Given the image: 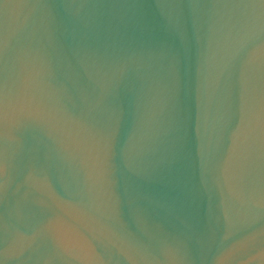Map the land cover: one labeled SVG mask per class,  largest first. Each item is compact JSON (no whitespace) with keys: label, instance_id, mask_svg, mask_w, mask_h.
Masks as SVG:
<instances>
[{"label":"water","instance_id":"obj_1","mask_svg":"<svg viewBox=\"0 0 264 264\" xmlns=\"http://www.w3.org/2000/svg\"><path fill=\"white\" fill-rule=\"evenodd\" d=\"M0 264H264V0H0Z\"/></svg>","mask_w":264,"mask_h":264}]
</instances>
